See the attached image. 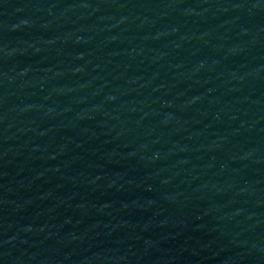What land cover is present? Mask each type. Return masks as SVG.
<instances>
[{"label": "water", "instance_id": "water-1", "mask_svg": "<svg viewBox=\"0 0 264 264\" xmlns=\"http://www.w3.org/2000/svg\"><path fill=\"white\" fill-rule=\"evenodd\" d=\"M0 264H264V0H0Z\"/></svg>", "mask_w": 264, "mask_h": 264}]
</instances>
